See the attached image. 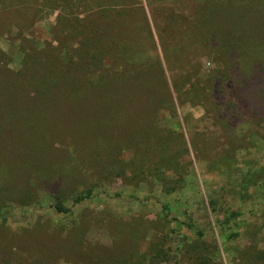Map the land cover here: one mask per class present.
<instances>
[{"label": "rangeland", "instance_id": "374dc122", "mask_svg": "<svg viewBox=\"0 0 264 264\" xmlns=\"http://www.w3.org/2000/svg\"><path fill=\"white\" fill-rule=\"evenodd\" d=\"M25 3L0 36V264H257L264 40L223 34L263 30L264 5ZM81 25L110 82L72 96L81 65L57 57L76 61Z\"/></svg>", "mask_w": 264, "mask_h": 264}, {"label": "trees", "instance_id": "16d2710c", "mask_svg": "<svg viewBox=\"0 0 264 264\" xmlns=\"http://www.w3.org/2000/svg\"><path fill=\"white\" fill-rule=\"evenodd\" d=\"M75 1V0H74ZM95 3L97 1H110L111 3L115 4L116 6H120L121 3H126V0H93ZM146 2L148 0H145ZM196 1V8L197 7H202L205 4H210V5H215L218 3H226L229 5H254L258 3L259 5H264V0H195ZM26 0H0V36L6 35L9 33V30H3L4 27L7 24H3L5 21H11V17L13 18L14 14L13 12H21L23 9L26 7ZM78 2V7H83L86 5L87 0H77ZM149 3V2H148ZM17 25V24H16ZM85 25L79 26L75 32L78 34H74L78 37H80V41L78 42L77 45V52L78 56L76 61H68V60H61L59 57L57 59L60 61V74L62 77L68 78L72 77L73 78V68H76L79 64L81 65V70L82 74L78 76V78H75L74 80V85L73 84H67L66 82V91L68 95L74 96L75 91H74V86L76 83V89L77 90H86L88 92H91L94 94L96 91V88H101L104 86L109 78L110 75L108 76V79L106 78L104 81L102 78L99 76L90 73V70L92 68H97L98 62H100L99 58H96L93 56L92 53L86 52L85 49V36L83 34V28ZM17 28V27H16ZM225 35V36H224ZM224 40H227L228 45H232L235 47H239L240 44L244 43V46L247 45L251 40L254 39H260L264 40V29L263 30H258L254 27H249L245 26L242 28L241 32L240 31H235V28H228L227 31L223 34ZM23 42H26L25 39L22 40ZM264 51V47H263ZM25 58L29 57L27 54H24ZM43 60V59H42ZM59 64V62H58ZM24 65H27L26 67L29 66L27 62L24 63ZM59 72V71H58ZM122 73V72H121ZM120 75V74H119ZM124 75V74H122ZM74 79V78H73ZM76 81V82H75ZM56 82L55 77H43L40 81L39 84L42 86H50V89L48 90L50 93H52V97L55 98L58 96L56 90H54V86ZM110 82V80H109ZM69 91V92H68ZM263 93V92H262ZM50 99V98H49ZM59 99V96H58ZM51 100V99H50ZM264 101V97L261 99ZM33 105L35 106H41L43 99L39 98L38 95H34L33 98L30 100ZM257 255L255 256V260L257 261V264H264V251L256 253ZM156 253L152 254L149 256L146 260L148 263L146 264H157L158 259L156 257ZM139 261H132L131 259H125V258H119L116 257L114 259H111L107 262H102L100 260H97V262L91 261L89 264H139L142 262V259H137ZM143 260V261H146Z\"/></svg>", "mask_w": 264, "mask_h": 264}]
</instances>
